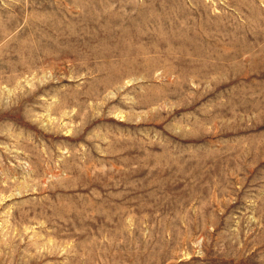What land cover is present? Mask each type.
<instances>
[{"label":"rangeland","instance_id":"374dc122","mask_svg":"<svg viewBox=\"0 0 264 264\" xmlns=\"http://www.w3.org/2000/svg\"><path fill=\"white\" fill-rule=\"evenodd\" d=\"M0 264H264V0H0Z\"/></svg>","mask_w":264,"mask_h":264}]
</instances>
